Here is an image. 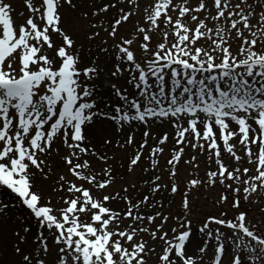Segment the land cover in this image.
<instances>
[{
  "label": "snow or ice",
  "instance_id": "6c2138e0",
  "mask_svg": "<svg viewBox=\"0 0 264 264\" xmlns=\"http://www.w3.org/2000/svg\"><path fill=\"white\" fill-rule=\"evenodd\" d=\"M252 208L264 0H0V264H264Z\"/></svg>",
  "mask_w": 264,
  "mask_h": 264
},
{
  "label": "rangeland",
  "instance_id": "374dc122",
  "mask_svg": "<svg viewBox=\"0 0 264 264\" xmlns=\"http://www.w3.org/2000/svg\"><path fill=\"white\" fill-rule=\"evenodd\" d=\"M14 3L17 4V6H18V11H19V0H14ZM196 195H199V196H200L201 203H204V196H209V197H210L211 194L203 193V192L197 194V193L194 192V193H193V196H196ZM206 206H207V207H210V204H207ZM250 211H251L255 216H257V217L264 216V214H261V213L259 212V210L256 209V208H252V209H250Z\"/></svg>",
  "mask_w": 264,
  "mask_h": 264
}]
</instances>
